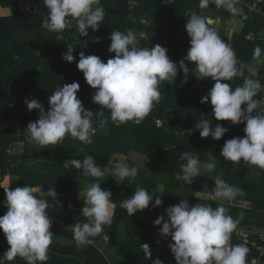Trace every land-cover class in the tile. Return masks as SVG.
Returning <instances> with one entry per match:
<instances>
[{
    "label": "trees",
    "instance_id": "1",
    "mask_svg": "<svg viewBox=\"0 0 264 264\" xmlns=\"http://www.w3.org/2000/svg\"><path fill=\"white\" fill-rule=\"evenodd\" d=\"M20 1L0 0L1 6L12 10L11 15L0 16V216L7 212L4 189L28 185L39 190L36 193L38 196L44 193L42 198L48 200L47 211L53 219L50 231L54 237L49 248L50 259L46 264H154L156 259H160L163 264H176L168 244L160 241L165 238L160 234L162 224L154 226L153 221L160 216H164L166 221V208L177 205L182 199H187L190 206L201 203L215 208L216 200L199 194L212 193L214 179L220 176L246 193L236 200L250 202V207L245 210L225 206L233 218H237L241 212L244 214L237 230L232 233L230 244L248 247L247 262L258 256L255 244L261 243L258 233L264 230V170L243 161L234 164L220 155L227 140L244 137L245 123L233 125L230 121H217L210 101L200 102L214 86L213 80L188 73L187 82L184 83V72L178 68L174 83L164 82L161 85V101L141 124L130 121L117 127L111 123L110 113L105 110L104 116L109 118L105 131L99 127L102 117L94 116L93 126L97 131L92 136L91 144L66 136L60 145H48L37 150L39 146L28 140L26 127L39 119V111L29 112L25 104L26 98L36 99L47 112L50 108L49 96L58 87L75 81L80 84L77 96L83 106L94 113L100 110V105L92 101L96 90L86 83L83 73L77 69V63L80 52L98 56L105 63L114 57L115 54L108 51L113 30L125 33L130 29L145 31L148 40H141L140 46L153 47L158 44L166 48L169 58L179 65L190 48V37L185 28L189 10L196 11L208 20L213 17L215 20L209 26L218 28L225 43L232 20L237 17L242 21L241 29L233 31L230 46L235 50L237 67H241V64L245 67L242 75L228 83L233 90L242 86L246 78L259 80L263 85L264 78L261 75L264 56L256 65L257 61L252 57L257 45L264 49L263 38L259 35L264 30V11L262 14L250 11L249 4L254 0H242L239 6L243 8L244 16H233L215 5L201 9L199 0H101L100 6L105 10L104 22L97 31L91 28L87 30L93 36L91 49L78 43L75 35L79 31L75 20H72L70 29L64 30L63 38L58 39V34L45 26L48 10L43 0H27V10L20 7ZM260 6L264 10V1ZM141 17L149 20V23L140 24ZM250 34L254 38H249ZM67 45L74 46L75 60L72 63L62 59V53L67 52ZM188 62L185 60L186 66ZM261 97L262 92L255 99L260 100ZM10 119L20 121L18 130L1 127L3 122ZM204 119L212 121V129L220 124L228 131L220 140H214L211 136L201 138L200 132L196 131V124ZM157 120H161L163 125L158 126ZM15 142L25 143L23 154L10 152ZM183 152L190 153L201 163L213 157L215 170L210 173L202 170L201 176L195 178L191 185L175 180L177 173H181L180 165L186 163L179 159ZM88 154L101 168L108 166L114 169L121 164L118 160L122 159L123 164L138 168L137 177L131 182L128 179L120 181L119 177L110 175L98 179L84 176L82 169L63 166L69 159L82 161ZM92 183H101L102 190L111 191L114 217L111 226H104L103 232L90 240L111 238L116 242V239H121L119 256L113 259L114 262L93 243L77 247L73 238L72 226L87 222L81 209L85 191ZM53 187L59 194L55 200L47 196L48 190ZM139 187L148 191L159 188V193H153L152 203L156 196H160L163 204L155 208L150 204L149 209L128 216L120 205ZM243 230L258 232L245 236L243 233L250 232ZM167 238L171 240V237ZM69 240H72V244ZM144 243L150 247L151 259L145 258L142 248ZM9 247L5 234L0 230V259H3L2 255ZM4 264H26V261L17 257L15 261H5Z\"/></svg>",
    "mask_w": 264,
    "mask_h": 264
},
{
    "label": "clouds",
    "instance_id": "2",
    "mask_svg": "<svg viewBox=\"0 0 264 264\" xmlns=\"http://www.w3.org/2000/svg\"><path fill=\"white\" fill-rule=\"evenodd\" d=\"M263 1L259 2V6ZM241 3L242 0H199V7L205 9L215 5L233 16H244L243 8L239 6ZM253 3L249 4L250 11L262 14L264 10L261 6V12L251 9ZM43 4L48 10V27L58 34V39L63 38L64 30L71 28L72 20L76 21L80 36L84 37L88 36L89 28L97 31L104 22L105 10L100 6L101 0H43ZM186 15L188 19L185 28L190 37V48L179 65L169 58L168 50L158 44L141 47L140 41L148 40V34L131 29L126 33L120 30L111 32L108 51L115 55L106 63L98 56L80 52L77 69L83 73L86 83L96 90L92 101L100 105V110L94 113L83 106L77 96L80 84L75 81L58 87L49 96L50 108L47 112L36 99L26 98L25 104L29 112L39 111V119L26 127L29 142L39 146L37 150L48 145H60L66 136L91 144L92 136L97 131L93 126L94 116L102 117L99 127L107 130L109 118L104 116L105 110L110 113L111 123L117 127L130 121L136 125L141 124L161 101V85L164 82L174 83L178 68L184 72L183 82H187L190 71L185 65L187 60L196 64L195 70L199 77L211 78L215 82L200 101H210L215 119L230 121L233 125L245 123L244 137L227 140L220 155L234 164L243 161L249 166L264 170V112L259 111L264 109V99H255L264 88L259 80L246 78L242 86L233 90L228 81L242 75L245 65L237 67L235 50L222 40L218 28L209 26L210 20L193 10H189ZM139 23L147 25L149 20L141 17ZM260 33L264 34V30ZM73 51L74 46L67 45V52L62 53V59L68 63L74 62ZM262 56L264 49L257 45L252 58L260 62ZM210 125L212 121L207 119L199 120L196 124L201 138L211 136L214 140H220L228 131L220 124L214 129ZM179 159L186 163L180 165L182 174L177 173L175 180L189 185L201 176L202 170L210 173L216 167L211 156L208 162L201 163L190 153L183 152ZM63 166L82 169L84 176L99 179L110 175L119 177L120 181L128 179L129 182L135 180L139 171L137 167H129L123 163L114 169L108 166L101 168L89 154L82 161L69 159ZM4 190L7 212L0 216V230L5 234L10 247L2 255L0 264L5 261L13 262L17 257L24 259L26 264H46L50 259L49 248L54 237L50 231L53 221L47 211L48 200L42 198L44 193L41 192L38 196L36 193L39 190L28 185ZM156 192L159 193V188L148 191L139 187L120 206L127 211L128 216L149 209L150 204L153 208L159 207L163 204L160 196H156L152 203L153 193ZM58 195L54 187L47 192V196L53 200ZM245 195L242 189L217 176L213 192L207 194L206 198H219L231 203L238 196ZM228 211L223 204L215 208L201 203L190 206L187 199H182L177 205L166 208V221L164 216H160L153 221V225L162 224L160 234L165 238L171 237L172 242L168 247L176 264H247L248 247L244 244H230L232 233L237 230L244 214L241 212L237 218H233ZM81 213L87 222L72 226L77 247L87 246L91 242L90 238L103 232L104 226H111L114 217L111 191L102 190L101 183L90 184L85 191ZM142 248L145 258L151 259L149 245L144 243ZM154 264L163 262L156 259Z\"/></svg>",
    "mask_w": 264,
    "mask_h": 264
},
{
    "label": "crops",
    "instance_id": "3",
    "mask_svg": "<svg viewBox=\"0 0 264 264\" xmlns=\"http://www.w3.org/2000/svg\"><path fill=\"white\" fill-rule=\"evenodd\" d=\"M20 2H21L20 7L23 10H27L28 5H29L28 1L27 0H21ZM11 14H12L11 8L3 7L0 5V16H9ZM236 19L232 20V24L229 26L235 28L236 30H240L241 27L243 26L242 21L238 20L237 17H236ZM48 23H49V21H48V17H47L45 20V26L49 29ZM135 31L139 32V31H143V30H135ZM233 31L234 30L232 28L229 29L228 34H227V38H226V43H229L230 45L232 42ZM75 37H77V40H78V43H80V46H82L86 49L92 48L93 36L91 34L88 33V36L84 37V36H80V33H78L75 35ZM80 41H82L85 45H82V43ZM256 64H259V62L255 63L254 65H256ZM18 128H14L11 130L16 131V130H18ZM24 149H25V143L24 142H15L12 144L10 152L12 154H23ZM213 200H216V207L220 206V201L224 206L241 207V208H244V210L248 209L250 207V202L242 201V200H236L235 199L231 203H229L228 201L219 199V198L213 199ZM52 221H53V219H52ZM243 231L250 232L248 234H252V233L254 234V233L258 232L256 230H255V232L246 231V230H243ZM160 241H165L167 244L172 242L171 240H169V238H167V239L161 238ZM69 242L72 244V240H69ZM91 243H93L98 249H100L105 254V256L108 257V259L110 261L114 262L113 259L114 260L116 259L118 251L120 249L121 239L118 238V239H116V242H114L113 240H111V238H102L99 240H91ZM115 264H117V263H115ZM247 264H249V263L247 262Z\"/></svg>",
    "mask_w": 264,
    "mask_h": 264
},
{
    "label": "built area",
    "instance_id": "4",
    "mask_svg": "<svg viewBox=\"0 0 264 264\" xmlns=\"http://www.w3.org/2000/svg\"><path fill=\"white\" fill-rule=\"evenodd\" d=\"M260 1L261 0H257V2H254L251 5V9L253 11L261 12V8L259 6V2ZM249 37L250 38H254V35L250 34ZM263 46H264V38H263ZM261 76L264 78V64L262 66V75ZM262 88H264V84L262 85ZM261 92H262L261 99H264V90H262ZM259 111L264 112V109L259 110ZM157 125L161 126V125H163V122L161 120H157ZM196 131L200 132L199 129H197ZM243 234L245 236L249 235L248 233H243ZM258 237H259V240L261 241V243L260 244H258V243L255 244V250L259 253V255L255 256V257H252V259L250 260L249 264H264V230L262 232L258 233Z\"/></svg>",
    "mask_w": 264,
    "mask_h": 264
},
{
    "label": "rangeland",
    "instance_id": "5",
    "mask_svg": "<svg viewBox=\"0 0 264 264\" xmlns=\"http://www.w3.org/2000/svg\"><path fill=\"white\" fill-rule=\"evenodd\" d=\"M210 21H214L215 19L213 17L209 18ZM218 21V20H217ZM82 43V45H85L82 41H80ZM187 67L189 68V74L191 75H196L199 77V73L196 72L195 68H196V64L194 62H188ZM201 78V77H200ZM207 79H211V78H207ZM21 125L20 121L18 119H10V120H6L5 122L2 123L1 127H6L8 129H14V128H18ZM123 160L120 159L118 160V163H122ZM200 196H206V194H199ZM117 256H119L117 254Z\"/></svg>",
    "mask_w": 264,
    "mask_h": 264
},
{
    "label": "water",
    "instance_id": "6",
    "mask_svg": "<svg viewBox=\"0 0 264 264\" xmlns=\"http://www.w3.org/2000/svg\"><path fill=\"white\" fill-rule=\"evenodd\" d=\"M259 35H260L261 37H263V36H264V34H263V33H260Z\"/></svg>",
    "mask_w": 264,
    "mask_h": 264
}]
</instances>
